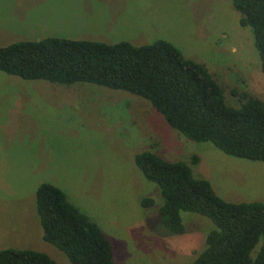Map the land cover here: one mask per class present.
Returning a JSON list of instances; mask_svg holds the SVG:
<instances>
[{
  "label": "rangeland",
  "instance_id": "obj_1",
  "mask_svg": "<svg viewBox=\"0 0 264 264\" xmlns=\"http://www.w3.org/2000/svg\"><path fill=\"white\" fill-rule=\"evenodd\" d=\"M239 18L231 0H0V47L46 37L134 46L162 39L204 65L225 103L238 107L233 89L264 102L252 34ZM143 151L186 163L226 202H264L263 162L190 141L141 97L0 72V250H34L71 264L42 239L35 192L49 183L99 227L115 264L193 263L215 226L181 212L183 234L164 227L159 189L133 162ZM143 197L155 205L142 208Z\"/></svg>",
  "mask_w": 264,
  "mask_h": 264
},
{
  "label": "trees",
  "instance_id": "obj_2",
  "mask_svg": "<svg viewBox=\"0 0 264 264\" xmlns=\"http://www.w3.org/2000/svg\"><path fill=\"white\" fill-rule=\"evenodd\" d=\"M231 2L240 14V26L250 29L264 76V0ZM0 72L23 80L89 83L128 92L147 100L171 129L190 141L264 163V102L233 89L241 104L228 106L206 67L184 58L165 40L141 46L55 37L21 41L0 47ZM133 162L159 189L158 214L169 232H185L181 212L202 215L214 224L191 264H264V202H226L208 181L195 178L186 163L166 161L149 151L135 154ZM139 204L149 209L155 200L143 197ZM35 207L43 241L71 264H115L110 242L62 190L41 183ZM0 264L57 263L34 250L3 249Z\"/></svg>",
  "mask_w": 264,
  "mask_h": 264
},
{
  "label": "crops",
  "instance_id": "obj_3",
  "mask_svg": "<svg viewBox=\"0 0 264 264\" xmlns=\"http://www.w3.org/2000/svg\"><path fill=\"white\" fill-rule=\"evenodd\" d=\"M39 25H36V28L38 27ZM45 33V32H44Z\"/></svg>",
  "mask_w": 264,
  "mask_h": 264
}]
</instances>
